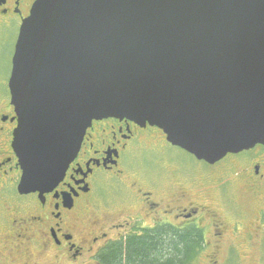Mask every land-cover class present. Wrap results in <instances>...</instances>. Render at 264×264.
Listing matches in <instances>:
<instances>
[{"label":"water","instance_id":"1","mask_svg":"<svg viewBox=\"0 0 264 264\" xmlns=\"http://www.w3.org/2000/svg\"><path fill=\"white\" fill-rule=\"evenodd\" d=\"M8 90L20 195L52 192L108 118L215 164L264 145V0H38Z\"/></svg>","mask_w":264,"mask_h":264},{"label":"flooded vegetation","instance_id":"2","mask_svg":"<svg viewBox=\"0 0 264 264\" xmlns=\"http://www.w3.org/2000/svg\"><path fill=\"white\" fill-rule=\"evenodd\" d=\"M37 1L0 0V68L6 56L3 54L5 35L16 32V43L20 27ZM16 125L7 82L0 88V178L13 173L14 178L8 183L13 188L15 200L31 203L30 207H18L13 214L14 220L8 223L16 227L18 215L23 210L32 216L21 219L23 229L20 225L19 229L22 234L12 237L9 229L2 228L8 234L6 239H11L12 243L9 248H3L7 255L0 254V261H6V256L14 264V256H22L27 261L23 264H30L33 254L25 249V245L36 242L42 252L59 263L104 264L106 250L145 238L148 233L165 230L196 233L200 239L198 250L211 246L216 255L215 250H219L225 242L227 227L238 228L242 224L241 219L232 218L227 211L216 210L210 198L202 199L196 195L198 200L194 203L180 187L169 185L167 190H158L160 186L142 181L147 179L141 178L139 182L131 180L127 171H130L132 152L153 150L160 153L166 148L176 147L171 146L157 128L112 118L91 123L76 158L52 192L41 197L38 193L20 195L17 186L21 171L11 147ZM228 161H232L230 167L238 176L237 180L257 198H264V145L229 154L212 165L198 162L204 170L214 172ZM225 169H228V164ZM137 171L138 176L144 173ZM220 178H223L221 173ZM101 179L117 184L113 213L108 211V204L94 210L99 199L97 190L101 187ZM227 185H222V188ZM171 187L178 188V191H173ZM259 212L260 216L252 228L253 234L249 227L238 234L247 243L255 240L257 230L261 229L264 210Z\"/></svg>","mask_w":264,"mask_h":264},{"label":"rangeland","instance_id":"3","mask_svg":"<svg viewBox=\"0 0 264 264\" xmlns=\"http://www.w3.org/2000/svg\"><path fill=\"white\" fill-rule=\"evenodd\" d=\"M15 38L16 32L9 33L4 37L3 54L6 56L2 61L3 67L0 68L2 69V72H0V88L7 84L10 77ZM130 158V171L127 172L131 180L139 182L142 179H147L142 181L149 182L150 185L155 187L160 186L158 190H167L166 188L169 185L180 187L191 202L196 203L198 200L196 195L201 196L202 199L210 198L216 210L222 213L227 211L232 218L241 219L242 224L238 228L237 226L235 228L227 227L225 242L219 250H215L217 251L216 255L211 246L204 247L201 250L196 249L190 260L184 264H264V213L261 214L263 216L260 222L261 229L257 230L258 233L255 240L247 243L245 239L243 241L241 236H238L239 233L246 231L247 227L252 231L254 222L260 216V209L264 210V198H257L258 196L255 193L237 180L238 176L235 175V172L230 167L232 166V161L226 163L228 164V169H225V164L219 166V171H206L201 168V164L191 155L179 148L171 147L164 149L160 153H155L153 150H138L132 152ZM137 170L144 171V173L138 176ZM219 172L223 178H220ZM13 178V173L0 178V233L2 234L0 254L2 255H7L6 249L3 248H9L10 243H12L11 239H6L8 234L5 231L3 232L2 228L9 229L12 237L16 236L21 233L19 225L23 229L21 219L26 220L28 216H32V214L23 210L20 216L18 215L16 227H12L8 223L9 220H14L13 214L18 207L31 206V203L27 202L28 200H15L13 188L8 183ZM227 183V187L225 189L222 188V185ZM171 189L178 191V188L171 187ZM97 191L99 192V199L96 200L94 210H98V207L108 204V211L113 213V206L117 196V184L101 179V187ZM229 224L231 225L230 220ZM256 226H258L257 222ZM257 246L262 247L261 253L260 247L257 248ZM38 247L36 242L31 245L26 243L25 245V249L33 254L30 264H67L66 261L59 263L51 260L49 254L42 252ZM0 258L2 257L0 256ZM5 259L6 261L2 260L0 264H11L8 257L5 256ZM25 262L27 261L22 259V256H14V264H23Z\"/></svg>","mask_w":264,"mask_h":264},{"label":"trees","instance_id":"4","mask_svg":"<svg viewBox=\"0 0 264 264\" xmlns=\"http://www.w3.org/2000/svg\"><path fill=\"white\" fill-rule=\"evenodd\" d=\"M200 239L196 233L172 230L152 232L144 238L106 250L104 264H184L188 262ZM196 247V249H194Z\"/></svg>","mask_w":264,"mask_h":264}]
</instances>
